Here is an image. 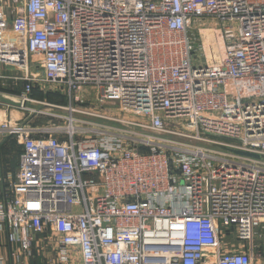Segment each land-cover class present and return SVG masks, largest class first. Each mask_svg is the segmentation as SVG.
Instances as JSON below:
<instances>
[{
  "label": "built area",
  "instance_id": "2783aa9c",
  "mask_svg": "<svg viewBox=\"0 0 264 264\" xmlns=\"http://www.w3.org/2000/svg\"><path fill=\"white\" fill-rule=\"evenodd\" d=\"M2 25L19 109L35 86L69 97L49 105L69 112L58 127L1 104L21 148L0 201L17 259L264 264V0H0Z\"/></svg>",
  "mask_w": 264,
  "mask_h": 264
},
{
  "label": "rangeland",
  "instance_id": "374dc122",
  "mask_svg": "<svg viewBox=\"0 0 264 264\" xmlns=\"http://www.w3.org/2000/svg\"><path fill=\"white\" fill-rule=\"evenodd\" d=\"M2 24V23H1ZM8 27L2 25V29H0V42H4L7 38H13V36L10 35L7 31ZM1 43V44H2ZM37 58L36 57H29L28 59V65L29 69H31V73L34 74L40 73V68L37 67L36 64ZM31 66V68H30ZM12 71L16 70L15 68H10ZM19 73V72H18ZM75 96L78 98L81 97L82 100H84V103H72L73 108L76 110L85 109V110H91L94 106V102L96 101V92H94L91 89L85 88L81 89L79 92H76ZM30 97L36 101L37 103H33L27 106V112H23L25 116L20 119L25 121L28 126L31 127H41V128H47V127H58L62 125V119L63 117H67L69 115V112L66 110H57L52 109L49 107V105H55L60 108L67 107L69 104V97L67 96V92L63 88H59L58 86H53L46 84V86H35L32 90ZM65 102V103H63ZM67 103V104H66ZM66 104V105H64ZM54 115H58V118H53ZM90 121L89 119H87ZM95 121V120H93ZM10 151L13 153H16V155L20 154V148L18 145H13L10 148ZM15 181V180H14ZM42 241V240H41ZM39 243V241H36ZM45 250V249H44ZM54 257L53 251L49 248L47 250L41 251L34 250V256H33V264H49ZM73 263L72 264H79L78 256L73 257Z\"/></svg>",
  "mask_w": 264,
  "mask_h": 264
},
{
  "label": "crops",
  "instance_id": "0c3cea01",
  "mask_svg": "<svg viewBox=\"0 0 264 264\" xmlns=\"http://www.w3.org/2000/svg\"><path fill=\"white\" fill-rule=\"evenodd\" d=\"M29 72H32L31 69H29ZM15 75H19L18 71H12L0 64V87L3 89V91L0 90V108L4 107L1 104H5L3 103L5 100L19 103L18 96L21 92L23 82L12 81L11 78ZM1 112L2 109H0ZM5 114L13 121L20 120L25 116L22 110L19 109V106L15 105L10 106ZM13 145H17L13 138L0 136V201L9 197L8 195L11 192L12 185L16 181L19 156L10 151ZM0 263L33 264V260L28 257H19L17 259L14 247L7 242V232L2 231L0 232Z\"/></svg>",
  "mask_w": 264,
  "mask_h": 264
},
{
  "label": "water",
  "instance_id": "95a60500",
  "mask_svg": "<svg viewBox=\"0 0 264 264\" xmlns=\"http://www.w3.org/2000/svg\"><path fill=\"white\" fill-rule=\"evenodd\" d=\"M3 103L8 104V105H10V106H14V105H15V106H19V105H20V103H15V102L13 103V102L6 101V100L3 101ZM242 155H248V154H245V153H244V154H242ZM248 156H252V155H248ZM252 157L258 158V157H256V156H252ZM258 159H259V158H258Z\"/></svg>",
  "mask_w": 264,
  "mask_h": 264
},
{
  "label": "trees",
  "instance_id": "16d2710c",
  "mask_svg": "<svg viewBox=\"0 0 264 264\" xmlns=\"http://www.w3.org/2000/svg\"><path fill=\"white\" fill-rule=\"evenodd\" d=\"M0 90H2L3 91V89L0 87ZM63 103H65V102H63ZM67 104V103H66ZM66 104H64V105H66ZM58 106V105H57ZM60 107H62V106H60ZM20 153H21V150H20Z\"/></svg>",
  "mask_w": 264,
  "mask_h": 264
}]
</instances>
